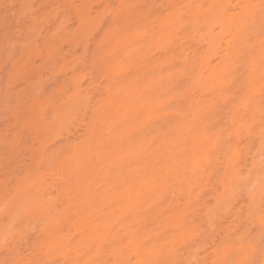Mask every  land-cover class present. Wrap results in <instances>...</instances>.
Returning <instances> with one entry per match:
<instances>
[{"label":"rangeland","instance_id":"rangeland-1","mask_svg":"<svg viewBox=\"0 0 264 264\" xmlns=\"http://www.w3.org/2000/svg\"><path fill=\"white\" fill-rule=\"evenodd\" d=\"M196 1L198 5L207 2L0 0V208L5 202L6 179L26 183L24 180L30 176V172H35V176H40L38 189L34 188L37 183L35 181V185L32 183L29 188L31 192L33 189L34 194H44V201H48L45 218H52L68 203L70 207L67 214L72 216L76 211L78 196L74 191H66L64 181L73 173L74 169L70 170L71 174L67 173L66 161L75 157L76 150L85 148L84 152H91L93 159L97 160L95 163L106 161L105 148L124 131L121 115L128 110L129 99L138 105L146 104L161 95L164 96L163 101H166L174 86V89H180L179 99L184 98V91L191 87V72L194 73L199 68V56L206 49V44L200 38L206 33L204 27L197 26L195 31L192 24L193 8L189 11L183 8L185 3L193 5ZM5 5L16 7L5 8ZM115 5H124L123 15L131 20L130 26L124 31L114 29L112 15ZM81 8L82 12L85 10L83 15L86 12L89 14L87 18L91 23L88 27L83 26ZM21 17L35 19L33 26L24 32L22 38L18 30ZM164 24L172 25L169 36L165 39L176 35L175 41H162L163 39L158 38L156 29L149 31L151 28L159 29V25ZM145 33H151L155 38H152L149 45L148 40L145 41L149 39ZM15 38H20L23 48L20 54L13 48ZM140 50L143 52L140 53ZM132 51H135V58L132 55L131 59L126 54L131 55ZM152 65L155 73L151 72ZM162 76L169 78H166L168 85L164 91L157 89L160 85L159 77ZM75 80L80 87V99L83 100L79 99L82 102L80 105L77 103L70 106L66 100L74 93ZM240 84H244V80ZM229 92V96L235 93L231 89ZM210 94L208 92L206 99L215 105L223 120L216 123L215 118L210 116L208 137L216 138L219 134L226 138L228 132L233 130L231 122L227 120L230 107L220 98L211 100ZM82 106L90 110L85 113ZM99 106L103 110L97 113ZM70 107H74L73 110H69ZM93 127L96 129L94 134L90 131ZM98 137L102 148L98 147ZM234 143L246 155H254L258 159L259 121H256L255 130L251 134L245 133L237 137ZM210 144V147L213 146V141ZM219 155L217 151L216 155L208 158V180H202L199 185L194 186L196 201H214L223 193V185L220 183L222 170L217 162ZM115 158L114 156L112 161ZM192 158L193 156L190 157ZM71 176H74L72 179L75 182L80 179L77 173ZM106 183L105 180L93 182V197L96 200H101L107 194V189L112 187H106ZM34 194L31 193L30 197ZM168 196L170 206L177 204V197L181 198L175 194L174 188ZM180 200L179 203H182L183 200ZM243 204L242 199L240 205ZM191 205L192 203L186 207L181 206L186 215L184 222L192 219ZM24 212L26 211L22 212L23 215ZM17 213L14 210V214ZM19 216L18 214L17 217ZM27 216L24 217L25 220L20 218V227L24 231L38 233L45 226L41 216ZM217 223L220 224L217 231L225 234L242 225L244 229H255L257 234L260 229L259 218L241 217L240 207L234 208L231 213L224 211L222 219ZM162 228L163 238L185 239V232L172 226L167 219ZM69 234L72 235V231ZM0 235V259H3L5 234ZM9 239H12L11 233ZM184 244L178 248H182ZM28 248L29 244L24 243L23 249ZM205 248L207 251H204ZM179 258L213 259L214 250L204 244L200 247L198 256L197 249L190 248ZM52 259L61 264L60 259Z\"/></svg>","mask_w":264,"mask_h":264},{"label":"bare ground","instance_id":"bare-ground-1","mask_svg":"<svg viewBox=\"0 0 264 264\" xmlns=\"http://www.w3.org/2000/svg\"><path fill=\"white\" fill-rule=\"evenodd\" d=\"M197 2L193 5H198ZM247 3L259 4L260 0H207L205 4L199 3L205 6L203 9H192L193 28L196 31L197 26H201L206 31L200 37L206 44V49L199 56V68L194 73L191 72V87L184 91V98L179 99L180 89L176 90L174 86L166 101H163L164 96L161 95L148 101L147 105H136L132 99H129V108L121 115L124 131L105 148L106 161L95 163L97 160L93 159L91 152H84L85 148L77 149L71 161L65 160L67 164L64 163L68 166L66 170L69 171L67 173L71 174L70 170L74 169L76 172L74 170L72 172L80 176L76 182L72 179L73 173L68 178H64L66 191H74L78 196L76 199H78L79 208L77 209L76 206V211L72 216L67 214L70 207L68 203L52 218H45L48 212L46 208L48 201H44V194H34L33 189L31 193L34 196L17 201L14 210L18 212L16 216L20 215L19 219L22 220L27 215H35V217L39 215L43 218L45 226L52 235V240L60 245L52 257L60 259L61 264H64L66 260L94 259L95 255L85 256L83 252L87 251V245L96 241L115 244L120 250V254L116 255L97 246L101 259L127 260L131 261V264L148 258L146 255L148 249H151L153 258H156V254L163 253L166 256L173 246L178 248L185 243L184 237L172 240L168 237L163 238L162 224L167 219L172 226L181 229L186 217L181 206L186 207L195 202L197 195H194V186L199 185L202 180H208L209 157H206V153L212 150L213 146L210 147V143L211 141L215 143L216 138L208 137L207 126L210 116L215 118L216 123H220L223 117H219L220 114L215 105L210 104V100L206 97L210 92L211 100L220 98L221 101L228 103L230 110L233 104L229 89L236 92L243 86L240 82L245 81L247 76L245 72H240L233 77V79H239L238 86H233L232 79L222 84L220 75L234 69L237 57L236 44L239 39H243L238 36L234 28L229 29L228 17H238L243 11L238 6ZM214 4L222 7L215 9L208 7ZM189 6V3H185L183 8L189 11L191 9ZM82 10L81 8L80 13ZM83 13L85 10L81 13L83 26L88 27L91 23L87 18L89 14L86 12L87 16ZM173 15L177 17L176 14ZM171 28L172 25L164 24L159 25V29L151 28L149 31L156 29L157 33L155 31L153 33H156L159 39L172 42L175 41L176 35L165 39L169 36L168 32ZM258 31L259 20L257 18L255 34L258 35ZM150 34L145 33L146 38H149L145 39V41L148 40V45L154 38L152 34L150 37ZM244 50L247 51V49ZM141 51L143 52L140 50V53ZM133 52L135 53L132 51L131 55L126 54V56L133 57ZM151 67V72L155 73L154 66ZM256 76L258 78V72ZM166 78L168 76L159 77L158 90L166 89L169 79ZM73 86V95L78 97L77 103L80 105L83 99H80V87L76 80ZM221 88L227 95L221 94ZM72 108L70 107L69 110ZM227 120L232 124L229 117ZM196 130H200L203 135H196ZM100 143L101 140L98 137L99 148ZM149 143L150 146H147ZM114 156L116 160L112 161ZM192 156L193 158L190 159ZM201 158L204 159L199 167V173L197 176H192L188 173V168ZM39 178L38 174L35 176V172H30L24 184L31 188L32 183L35 185V181L37 182L35 188ZM101 179L107 181L106 187L110 185L112 187L107 189V194L98 201L93 197L92 184L99 180L102 181ZM173 188L175 194L180 195L183 202L179 203L181 200L177 197V204L170 206L168 195ZM230 195L231 188L225 192L223 186V193L218 198L223 203ZM28 198H30L29 201H27ZM23 211H26L24 215ZM257 217L259 218L258 215ZM4 226L0 218V234L2 235L6 233ZM65 231L67 233L63 234ZM71 231L72 235L69 234ZM146 243L148 249L145 247ZM81 248L83 251L77 254V249Z\"/></svg>","mask_w":264,"mask_h":264},{"label":"snow or ice","instance_id":"snow-or-ice-1","mask_svg":"<svg viewBox=\"0 0 264 264\" xmlns=\"http://www.w3.org/2000/svg\"><path fill=\"white\" fill-rule=\"evenodd\" d=\"M15 5H5V8H15ZM124 5H115L112 15V22L116 31L126 30L131 20L123 15ZM193 9H203V5H190ZM209 8H220L221 5H210ZM243 11L239 16L228 17V27L233 28L239 39L237 47V57L235 67L232 71L223 72L220 75L221 83L232 79L233 86L237 85L239 79H233L238 73L245 72L246 79L242 87L231 96L232 108L229 110V119L232 121L233 130L228 132L223 138L217 134L212 150L206 153V157L220 155L217 162L221 168V180L225 192L231 188V195L223 203L219 198L195 201L192 203V219L185 221L181 225V231L185 232V244L182 248H173L167 255L156 254L153 258L151 249L145 244L148 258L138 260L136 264H264V0L259 4L247 3L239 5ZM227 15V13H225ZM257 18L259 20L258 35L255 34ZM38 19V18H36ZM35 19L21 17L18 22V30L22 38L25 31L30 29ZM13 48L17 54L23 51L20 38H15ZM244 49H247L245 51ZM258 50V51H257ZM258 55V60H257ZM231 62V60L229 61ZM259 73L257 78L256 73ZM222 95H227L223 88L220 89ZM258 98V103H257ZM78 102L75 95L68 96L66 103L74 105ZM90 108H84L85 113ZM103 110L102 106L97 108V113ZM86 118V117H85ZM259 121L260 149L258 159L253 155H246L239 145L234 143L237 137L245 133L251 134ZM93 134L96 129L90 130ZM207 131V130H205ZM196 135L203 133L196 130ZM203 159L196 161L188 168V173L197 176L199 167L203 164ZM5 202L0 208V217L5 224L6 233L4 237V258L0 259V264H59V261L52 259L54 251L60 245L52 240V235L47 226L41 227L38 233H28L20 225L22 221L14 214V206L17 201L31 195V189L19 181L7 180L4 184ZM244 200L241 206L240 201ZM240 207L241 217L254 218L259 216L260 229L258 234L255 229H244L243 225L235 230H230L225 234L217 231L224 211L231 213L234 208ZM13 229H18L13 231ZM9 233L12 239H9ZM28 243L29 248L23 249V244ZM207 244L214 250L213 259H181L183 252L190 248L197 249V256L202 245ZM107 249L113 254L119 255L115 244L96 241L87 245L85 256H93L94 259H76L65 261L64 264H131L127 260L101 259L98 251ZM83 249H77V254ZM207 251V248L204 249Z\"/></svg>","mask_w":264,"mask_h":264}]
</instances>
